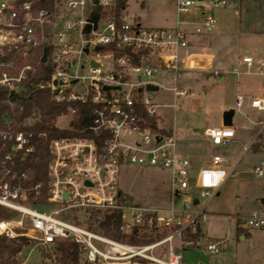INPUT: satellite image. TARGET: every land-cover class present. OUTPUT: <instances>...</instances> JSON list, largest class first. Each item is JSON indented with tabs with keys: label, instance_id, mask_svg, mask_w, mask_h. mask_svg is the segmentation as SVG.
I'll return each mask as SVG.
<instances>
[{
	"label": "built area",
	"instance_id": "obj_1",
	"mask_svg": "<svg viewBox=\"0 0 264 264\" xmlns=\"http://www.w3.org/2000/svg\"><path fill=\"white\" fill-rule=\"evenodd\" d=\"M173 1L175 23L149 28L126 21L124 8L117 12V0H0V90L8 92L7 103L12 107L17 99L10 98L13 90L21 97L33 88L49 89L55 102L71 104L65 128L73 132L51 138L47 180L31 183V170L21 164L37 150L34 132L13 127V120L0 127V205L19 213L14 223L0 220V233L26 236L41 246L69 239L89 264H185L182 251L200 246V237L188 235L198 233L209 218L207 204L234 165L227 169L224 157L211 154L206 166L197 168L182 152L175 132L159 125L156 95L164 86L154 77L164 71H210L206 56L184 51L194 35L217 30L218 19L209 9L224 7L228 0ZM41 64L50 69L47 81H37ZM231 72L264 78V62L243 55ZM148 84L159 88L150 90ZM169 89L177 96L189 93L187 88ZM85 103L92 106V121L76 130L72 122ZM251 106L264 110V95L252 98ZM204 135L214 146L236 138L234 128L224 124L207 127ZM124 165L167 169L169 204L130 202L119 185ZM255 173L262 176L264 170L256 166ZM76 209L121 213L119 228L125 235L136 229L163 235L138 244L117 240L73 222ZM236 219L240 228L264 230V206ZM226 242L208 240L204 249L219 254Z\"/></svg>",
	"mask_w": 264,
	"mask_h": 264
},
{
	"label": "rangeland",
	"instance_id": "obj_2",
	"mask_svg": "<svg viewBox=\"0 0 264 264\" xmlns=\"http://www.w3.org/2000/svg\"><path fill=\"white\" fill-rule=\"evenodd\" d=\"M209 12L218 19L217 30L210 35H194L193 44L184 52L210 55L211 72L164 71L154 77L164 86L156 95L161 104L157 108L159 125L175 132L181 150L187 151L185 154L195 166H206L211 154L224 157L227 169L234 165L218 193L207 204L209 218L200 224V246L184 249L183 261L185 264H262L264 230L238 227L236 215H246L252 209L264 206V173L262 176L255 173L256 166L264 170V111L251 107L253 97L264 95V78L255 73L236 74L231 69L246 53L264 61V0H228L224 7L211 8ZM122 13L126 21L140 22L149 28L172 26L176 19L173 0H128ZM209 36H212L210 40L205 39ZM88 65L87 61L86 70ZM222 75L226 77L224 81ZM245 81L250 84L249 90L245 89ZM173 86L187 88L188 95L177 96L169 89ZM225 111L232 113L231 125L237 139L228 145H210V152H197L195 149H201L199 145L204 141V129L218 125ZM36 119L24 123H34ZM70 121L69 114L61 115L55 124L65 128ZM169 181L168 170L155 167L124 165L119 173V185L129 196V201L143 205L169 204ZM206 200L201 198L202 203ZM85 211L88 210H73V222L87 225L86 218L82 217ZM96 212L101 215L104 210ZM67 219L71 220L69 216ZM14 220L10 221L14 223ZM162 235L151 233L149 239L153 242ZM220 239H227L224 252L211 254L205 251L208 240ZM173 245L174 251L178 252L177 239ZM162 248L167 251L166 246ZM60 255L55 245L41 246L30 241L17 254V259L27 264H64ZM79 264H87L81 254Z\"/></svg>",
	"mask_w": 264,
	"mask_h": 264
},
{
	"label": "trees",
	"instance_id": "obj_3",
	"mask_svg": "<svg viewBox=\"0 0 264 264\" xmlns=\"http://www.w3.org/2000/svg\"><path fill=\"white\" fill-rule=\"evenodd\" d=\"M128 0H117V12L127 7ZM50 78V69L48 66L41 64L37 81H47ZM8 92L0 90V127L9 126V120H13L17 129L31 130L34 132L33 140L39 143L34 155L30 156L26 162L21 164L22 168H29L32 173L31 183L38 181L46 182V162L49 155V142L51 138L56 136H64L73 133L66 128H60L55 124V120L61 115H65L69 111L70 103H57L51 98L49 89L33 88L26 94L21 95L15 100V106L11 107L7 103ZM75 105V104H73ZM92 106L85 103L78 106L76 118L73 120V127L78 130L82 129L92 121ZM40 116L41 120L31 125H23V123L31 118ZM5 118V119H3ZM153 122V120H152ZM155 124V122H153ZM38 132H45L46 136L39 137ZM18 212L0 205V220L10 221L18 216ZM85 223L93 230L99 231L109 237L117 240H125L127 242L138 244L150 242L151 235L146 232L140 233L136 229L132 234L125 235L120 231L121 213L104 211L103 214L97 213L95 210L83 212ZM201 228L198 233L189 234L190 238L197 239L201 236ZM30 242L26 236L11 238L4 233H0V264H21L17 259V254L22 251L23 247ZM56 250L61 254L60 259L64 264L71 262L79 264L81 249L79 245L69 239L59 240L56 244ZM89 264V263H87Z\"/></svg>",
	"mask_w": 264,
	"mask_h": 264
},
{
	"label": "crops",
	"instance_id": "obj_4",
	"mask_svg": "<svg viewBox=\"0 0 264 264\" xmlns=\"http://www.w3.org/2000/svg\"><path fill=\"white\" fill-rule=\"evenodd\" d=\"M175 23V22H174ZM212 37V36H211ZM211 37L209 36V37H205V39H208V40H210L211 39ZM209 43L210 42H213V41H208ZM192 44H193V42H192ZM203 55V54H202ZM245 55H252V54H249V53H246ZM204 56H206L207 58H208V60L211 58L210 57V55H204ZM243 56V55H242ZM242 56H240L239 58H238V61H239V59L242 57ZM253 56V55H252ZM254 57V56H253ZM254 59H255V57H254ZM256 60V59H255ZM237 61V62H238ZM257 62H261L262 60H256ZM262 62H264V61H262ZM209 64L211 65V62H210V60H209ZM201 71V70H200ZM203 72H205V71H203ZM208 72H211V70L210 71H208ZM215 72V71H214ZM218 73H220V71H217ZM226 79V77L225 76H221V80L222 81H224ZM244 85H245V89L246 90H249V88H250V84H249V82L248 81H245V83H244ZM240 97V96H239ZM254 98V97H253ZM240 99V98H239ZM252 107V106H251ZM254 108V107H253ZM256 109V108H255ZM258 110V109H257ZM260 111H264V110H260ZM224 122V116L221 118V120H220V123L218 124V125H221V124H224L223 123ZM215 126H217V125H215ZM232 126V125H231ZM209 127H212V126H209ZM207 128V127H206ZM205 128V129H206ZM204 129V130H205ZM235 139H237V135H236V138ZM235 139H233V140H235ZM203 143L202 144H200L199 145V147L201 148V149H195L197 152L198 151H200V153H202V152H210V150L211 149H209L210 148V144H209V142H208V140L206 139V137H205V135H204V131H203ZM233 140H231V141H233ZM230 141V142H231ZM229 142V143H230ZM202 146V147H201ZM182 152H184V153H186L187 151H185L184 149H182ZM241 238H244V235L243 234H241Z\"/></svg>",
	"mask_w": 264,
	"mask_h": 264
},
{
	"label": "water",
	"instance_id": "obj_5",
	"mask_svg": "<svg viewBox=\"0 0 264 264\" xmlns=\"http://www.w3.org/2000/svg\"><path fill=\"white\" fill-rule=\"evenodd\" d=\"M94 1L97 2V0H94ZM94 22L96 23V19L94 20ZM89 30H90V25H87L86 31H89ZM45 59H46V55H44L43 61H45ZM106 88H108V87H106ZM147 88L150 90H158L159 87L157 85H154V84H148ZM10 98L12 100H15L16 98H20V95H18V93H16L13 90L10 93ZM223 116H224V122H223L224 125H231L232 124V113L229 111H225ZM64 197H67V195L65 194ZM195 201L197 202V199Z\"/></svg>",
	"mask_w": 264,
	"mask_h": 264
},
{
	"label": "bare ground",
	"instance_id": "obj_6",
	"mask_svg": "<svg viewBox=\"0 0 264 264\" xmlns=\"http://www.w3.org/2000/svg\"><path fill=\"white\" fill-rule=\"evenodd\" d=\"M122 264H128V263H122Z\"/></svg>",
	"mask_w": 264,
	"mask_h": 264
}]
</instances>
